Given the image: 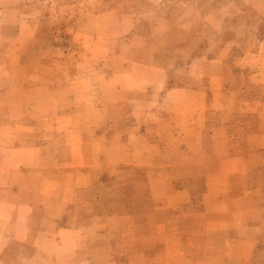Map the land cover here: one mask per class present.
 I'll list each match as a JSON object with an SVG mask.
<instances>
[{
	"label": "crops",
	"instance_id": "crops-1",
	"mask_svg": "<svg viewBox=\"0 0 264 264\" xmlns=\"http://www.w3.org/2000/svg\"><path fill=\"white\" fill-rule=\"evenodd\" d=\"M259 1L198 32L164 0H0V264H264ZM109 148L120 179L159 181L127 237Z\"/></svg>",
	"mask_w": 264,
	"mask_h": 264
},
{
	"label": "rangeland",
	"instance_id": "rangeland-1",
	"mask_svg": "<svg viewBox=\"0 0 264 264\" xmlns=\"http://www.w3.org/2000/svg\"><path fill=\"white\" fill-rule=\"evenodd\" d=\"M230 1L231 0H164L163 5H161L159 10L164 15H170V17L175 18H177L181 12H186L187 14L191 15V19L190 21H188L191 27L195 28V30H197L198 32H203V25H199V19L203 17V12H207ZM252 1L260 2L259 0ZM257 6L258 3H255L252 6L253 8L248 5L245 9H247L251 14H256L255 8ZM170 22L172 23L181 21H174L171 19ZM64 38L65 37L59 31H57L56 28L52 29V33L50 35L51 42L57 45H62L65 41ZM97 75L102 76V74L100 73H97ZM212 120L213 123L216 122V119ZM107 150L109 154L106 156V158L104 155L102 156V167L98 175V181L100 184H102L101 187L103 186L106 191L111 192L104 197V201L106 199V203L111 204V222L113 224V227L115 228V231L122 230V233H124V235H126L127 237L130 236V233L129 228L127 227L128 225L126 226V224L128 223V220L126 218H128L129 216L135 218V215L137 213L135 210L136 205H141L142 213L145 216L149 215V206L153 202V192L149 193L146 188L148 186L153 189L154 187L159 188V181H153L148 178L143 180L120 179L119 172L130 169L131 165L123 164L119 161V158H117L114 154L116 153V149L109 148ZM123 156H125V159L129 158V155L126 156L122 154L121 157ZM123 224L126 228L121 227V225ZM120 262L123 263L125 261ZM152 262L155 264L160 263V261ZM138 263L141 264L142 261L138 260Z\"/></svg>",
	"mask_w": 264,
	"mask_h": 264
}]
</instances>
